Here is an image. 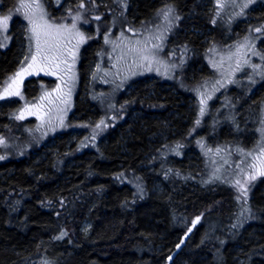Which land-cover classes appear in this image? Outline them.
<instances>
[{
    "label": "trees",
    "instance_id": "trees-1",
    "mask_svg": "<svg viewBox=\"0 0 264 264\" xmlns=\"http://www.w3.org/2000/svg\"><path fill=\"white\" fill-rule=\"evenodd\" d=\"M15 1L0 0L3 12ZM129 2L127 16L134 24L165 5L174 6L180 27L168 45H186L193 54L192 69L198 66L202 40L196 31L208 24L196 0ZM191 10L196 14L188 19ZM247 17L249 24L264 23V5ZM18 33L13 21L11 43L0 51V88L18 71ZM96 47L97 42H90L81 53L69 118L77 124L99 113L95 103L81 98ZM41 84L36 78L26 80V98L34 100ZM133 87L125 102L139 116L118 124L96 151L73 155L71 164L66 163L70 152L64 151L67 134L54 138L46 153L38 149L21 159L0 154V264H264V180L253 188L249 219L242 220L232 189L206 182L200 159L187 160L184 152L160 154L164 148L157 136L166 134V145L179 137L183 141L194 121L187 96L159 82L137 81ZM263 95L264 84L239 103L242 112L250 111V116ZM20 111L18 100L0 101V137H18L34 127L33 117L19 121ZM156 153L160 159L149 160ZM152 183L160 185L159 193L150 192ZM194 220L199 223L193 225Z\"/></svg>",
    "mask_w": 264,
    "mask_h": 264
},
{
    "label": "rangeland",
    "instance_id": "rangeland-1",
    "mask_svg": "<svg viewBox=\"0 0 264 264\" xmlns=\"http://www.w3.org/2000/svg\"><path fill=\"white\" fill-rule=\"evenodd\" d=\"M195 3L206 14L208 28L201 25L196 31L202 49L198 66L192 69L190 49L168 45L180 27L172 5L134 24L127 16L129 0H16L5 12L0 2V51L11 43L13 21L20 40L18 71L1 85L0 101L18 100L19 121L35 119L34 127L24 129L23 135L0 137L1 158L21 159L43 148L46 153L54 138L67 134L64 151L70 152L66 163L71 164L73 155L96 151L118 124L139 116L125 102L135 82H159L167 90L185 94L188 109L194 111L183 141L179 137L166 145V134L157 136L164 148L160 154L176 157L184 152L187 160L200 159L206 182L232 189L240 217L249 219L251 192L264 180V98L250 116L239 103L245 104L264 84L260 46L264 23L249 24L247 17L264 0ZM195 14L191 10L187 18ZM90 42H97V50L88 64L81 98L95 103L99 113L77 124L69 118L79 88L81 53ZM30 78L42 82L34 100L24 94ZM148 158L160 159L159 155ZM150 192L159 193L160 185L152 183ZM83 228L88 231V221Z\"/></svg>",
    "mask_w": 264,
    "mask_h": 264
},
{
    "label": "water",
    "instance_id": "water-1",
    "mask_svg": "<svg viewBox=\"0 0 264 264\" xmlns=\"http://www.w3.org/2000/svg\"><path fill=\"white\" fill-rule=\"evenodd\" d=\"M193 225H194V223H193ZM180 249V245L179 246H177V248H176V251H178Z\"/></svg>",
    "mask_w": 264,
    "mask_h": 264
},
{
    "label": "bare ground",
    "instance_id": "bare-ground-1",
    "mask_svg": "<svg viewBox=\"0 0 264 264\" xmlns=\"http://www.w3.org/2000/svg\"><path fill=\"white\" fill-rule=\"evenodd\" d=\"M129 22V21H128Z\"/></svg>",
    "mask_w": 264,
    "mask_h": 264
}]
</instances>
